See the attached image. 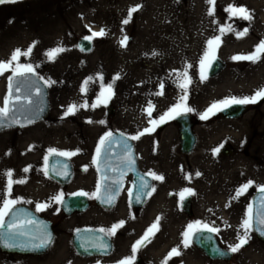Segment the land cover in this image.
Returning <instances> with one entry per match:
<instances>
[{
  "label": "rangeland",
  "instance_id": "1",
  "mask_svg": "<svg viewBox=\"0 0 264 264\" xmlns=\"http://www.w3.org/2000/svg\"><path fill=\"white\" fill-rule=\"evenodd\" d=\"M230 5L248 9L252 20L235 16L230 19L225 11ZM137 6L130 22L123 24L128 10ZM208 8L206 0H23L0 5V61H7L16 49L23 52L32 46L30 28L38 22L36 20L40 21L43 31L40 52L32 49L30 56L19 58V63L33 66V72L48 90L50 103V115L44 122L0 134V208H3L4 200H15L18 201L15 205L32 207L48 202L50 205L44 212L59 223L57 230L62 241V237H68L78 227L92 225L94 209L91 207L84 215L68 219L55 216L60 203L53 197L60 194L63 197L70 189H58L46 179L45 157L49 149H55L56 153H75L68 158L79 167L92 161L93 151L106 133L118 131L129 137L154 127L150 133L133 140L135 146L149 160L159 157L165 170L192 172L190 177L196 181L192 197L197 200V206L203 208L207 221L220 229L222 245L226 249L236 244L237 233L243 231L241 224L251 205L252 194L264 186V102L246 104L248 109L239 120L219 119L215 109V114L209 113L206 119L202 120L200 114L218 101L233 96L251 97L264 88V77L254 80L251 91L242 84L243 79L254 78L258 73L264 75V55L254 67L251 61L232 59L251 54L264 40V0H215L211 17L207 15ZM225 25H231L234 31L226 30L219 47L215 48V57H219L226 67L216 77L207 76L201 82L200 60L206 42L220 35L218 29ZM245 28L247 34L237 38L236 33ZM100 29L107 35L93 38L92 50L82 52L77 47V40ZM21 35L25 37L22 39ZM125 36L128 37L126 46L121 47L120 41ZM237 42L240 46H236ZM142 43L144 48H140ZM57 47L65 51L53 61L47 60L45 54ZM153 51L158 55L153 56ZM129 58L133 66L127 71L125 61ZM210 59L211 54L205 60V71ZM185 71L192 83L187 88L186 100H181L183 90L179 84L186 81L180 74ZM10 74L11 69L0 75V108L8 93ZM117 74L120 78L113 84L111 98L93 108L91 105L97 103L101 94V85L106 88ZM48 81L55 83L49 85ZM85 81L88 83L82 92ZM161 84L164 85L162 90ZM157 92L162 94L155 95ZM75 94L80 105L87 107L74 112L82 118L76 132L79 138L72 136L67 140L65 131L55 130L53 126H56L55 116L64 115L68 108L66 102ZM108 96L105 91L104 97ZM148 101L155 106L151 116L145 111ZM177 103L181 106L176 112L160 121L159 117ZM185 105L193 111H184ZM109 110L113 111L111 116ZM180 114L191 115L195 122L193 130L197 145L188 156L179 151L178 127L172 118ZM150 120H156L158 124L152 126ZM35 140L39 143L44 140L46 145L37 159L22 151ZM221 145L232 148L228 157L221 154ZM218 147L219 152L213 156V149ZM9 149L16 152L11 159V155L6 154ZM9 171L13 181L25 182L12 183L9 189L6 175ZM248 181L253 182L252 186L233 199L236 189ZM155 194L156 189L149 202ZM250 237L247 247L233 253L230 264H237L243 258L255 261L257 257L262 258L264 264V245L255 239L252 230Z\"/></svg>",
  "mask_w": 264,
  "mask_h": 264
},
{
  "label": "flooded vegetation",
  "instance_id": "2",
  "mask_svg": "<svg viewBox=\"0 0 264 264\" xmlns=\"http://www.w3.org/2000/svg\"><path fill=\"white\" fill-rule=\"evenodd\" d=\"M96 149L93 151V157L97 154ZM134 151L138 169L142 175L134 176L132 173L124 175L119 194L109 208L95 203L99 192L97 184L100 185V176L98 167L93 164V159L91 162H85L79 167L75 166L76 163L72 161L74 174L70 183L65 187L53 182L58 189L64 191L70 189V193L83 192L88 194L86 196L89 197L90 208L93 207L94 209L92 225H82L77 229H91L95 232L93 254H87L84 249L80 253L75 251L71 235L66 238L62 237L61 241L57 230L59 223L46 216L44 211L47 207L38 211L36 206L27 205L38 215L52 223L53 239L45 251L33 252L32 254H22L12 250L6 251L2 249L0 244V264H120V261L132 255V246L156 222L157 217H160L158 230L154 229V235L150 234V242H146L145 246L139 248L132 264H162V261L173 248H178L181 254H174L168 259L167 264H230V261H217L208 258L196 248L193 242L189 247H183L182 234L189 224H195L196 221L210 224L204 217L203 208L197 206V200H194L192 195L185 193V198L181 201L179 194L184 189L195 191V178L190 177L193 173L190 171L165 170V165L162 166L163 162L159 157L156 158L157 160L155 158L149 160L142 155V151H139L136 146ZM116 153L118 154L116 160L119 161L111 167L115 174H118L124 170L127 171L126 160L128 158L124 151H116ZM150 172L163 176V180L152 179L148 175ZM144 176L151 178L152 187L157 190L152 202H149V200L153 192L146 201L137 202L136 200V193L140 190L139 186L142 183H147ZM115 178L113 177L110 180L111 189L115 188L116 184L113 183ZM41 204L50 205L48 202ZM84 214L85 212L65 216L59 205L55 216L68 219L72 216H82ZM120 221H124L123 226L118 228L114 235L107 234V230ZM100 229L105 231H100ZM214 236L222 245L219 232L215 233ZM255 239L264 245V242L256 237ZM247 244L244 247H247ZM254 259L255 261L243 258L237 264H262V258L257 257Z\"/></svg>",
  "mask_w": 264,
  "mask_h": 264
},
{
  "label": "water",
  "instance_id": "3",
  "mask_svg": "<svg viewBox=\"0 0 264 264\" xmlns=\"http://www.w3.org/2000/svg\"><path fill=\"white\" fill-rule=\"evenodd\" d=\"M22 1V0H17ZM77 47L84 53H88L92 50V43L80 38L77 40ZM83 49V50H82ZM226 65L220 58H215L210 61V66L207 68V76L210 78L216 77L225 69ZM12 74L9 76L11 77ZM19 88L17 92L16 89ZM8 93H9V80H8ZM19 97V99H17ZM263 100V99H262ZM11 101L16 105L15 109L11 111L4 119L5 127L0 128V133L11 129H23L31 126L35 123L44 121L50 114V103L48 98V90L44 83L32 73L24 72L23 75H16L13 77ZM246 106L232 104L225 107L223 111H219V117L222 119H239L246 112ZM109 115L113 114L112 110H109ZM178 126L179 134V149L184 155H189L193 152L196 144V136L192 127L194 122L189 115H179L174 119ZM111 137L104 136V143L100 144L101 152L97 154V167L100 172V191L97 196L96 203L101 204L104 207L109 208L112 204L102 202L107 195V190L110 188L109 178L114 176V172L111 169V165L119 160H116V151H124L123 143L126 142L131 147V159L134 161L133 167L130 171L135 176H139L140 172L137 167L136 157L134 154V147L131 140H127L126 136L119 132H111ZM230 147L225 146L222 150V154L227 156L230 154ZM127 158H129L127 156ZM65 171L67 175H65ZM46 173L48 177L56 180L62 185L67 184L72 176V165L70 160L65 156L51 153L47 156ZM129 171L121 173L116 176L119 179V184L115 185V188L120 189L123 176L128 174ZM147 184L151 188V179L147 178ZM114 188V189H115ZM113 189V190H114ZM144 191H148L145 189ZM72 194L67 196L62 202V210L65 215L69 216L74 212H84L88 208V199L84 195ZM118 195L115 196V199ZM148 196H141L140 201L146 200ZM114 199V201H115ZM189 202V200H187ZM252 216H253V231L256 237L264 242V235H261L257 230L258 225L256 220L258 214L264 215V193L259 190L254 193L251 199ZM15 219L16 230H23L25 235L16 238L17 242L23 245L20 248L7 249L2 246L3 241L0 240V244L3 250H12L21 253L29 252H43L46 248L40 250H31L33 244L40 242V237L45 233L50 234L51 241L54 236L52 225L46 219L38 216L31 209L25 206H15L9 213L7 219L4 221V227L0 228V232H7L8 225ZM35 237V239H32ZM94 237L95 232L93 230L80 229L72 235V245L78 253L83 249L87 254L91 255L94 252ZM51 243V242H50ZM194 245L208 258L213 260H225L228 261L232 258V253L223 249L218 243L213 234L204 232L200 235L199 239L193 240ZM50 245V244H49ZM5 248V249H4ZM13 248V247H9ZM213 248H218L225 252V255H218L213 251ZM28 249V250H25Z\"/></svg>",
  "mask_w": 264,
  "mask_h": 264
},
{
  "label": "snow or ice",
  "instance_id": "4",
  "mask_svg": "<svg viewBox=\"0 0 264 264\" xmlns=\"http://www.w3.org/2000/svg\"><path fill=\"white\" fill-rule=\"evenodd\" d=\"M17 0H0V5L2 4H6V3H16ZM206 3L209 5V8L207 9V15L208 16H213L214 15V5H215V0H206ZM138 7H134V8H130L128 10V17L125 18L122 23L123 24H128L130 22V19L132 17V14L134 12H136L138 10ZM225 11L229 14V18L231 19L233 16L239 18V19H243V20H247V21H251L252 20V13L246 9L243 6H239V7H235L230 5L228 8L225 9ZM213 23H215V21H213ZM227 31H234L231 27V25H225L224 27H220L218 29L220 35L213 37L212 39H209L206 42V49L204 52V56L201 58L200 60V80L201 82H203L206 78H207V74L205 71V60L210 56L211 54V59H215V48H218L221 42V37L225 34V32ZM89 31H91V29H89ZM123 31V29H122ZM248 29L245 28L243 32H239L236 33L237 38H240L244 35L247 34ZM107 35L106 31L104 29H100V31L96 32V31H92L90 36H85L83 39L91 42L93 40V38L96 37H103ZM128 40V37L125 36L121 39L120 41V46L124 47L126 46V42ZM215 46V47H213ZM32 48L33 46H29V48L26 51H21L20 49H16L12 52L10 58L7 61H0V75H3V73L5 71H8L11 69L12 71V76L9 77V93L7 95H5L4 97V106L2 108H0V128L5 127V122L4 119L6 117H8L9 113L11 111H13L16 107V105L14 103H12L11 101V91H12V83H13V77H15L16 75H23L24 72H29L32 73L33 75H35V73L33 72V66L31 64H26V65H21L19 63V58L23 55L24 57H28L31 55L32 53ZM83 50V49H82ZM63 51H65L64 48L62 47H57L54 48L52 50H50L49 52H47L45 54L47 60L49 61H53L60 53H62ZM153 56L158 55L157 52L153 51L152 53ZM264 55V40H261L260 43L256 46L255 50L248 55H241V56H234L232 57L233 60H248L251 61L252 63L257 62L261 56ZM13 65H15V67H13ZM209 66H210V62H209ZM22 69V71H21ZM180 76H182L183 81L185 82H181L179 84V87L183 90V95L181 96V100H186L187 98V88L188 86L192 83V80L188 77L187 72L185 71L184 73L180 74ZM119 74H117L114 78H113V82L109 83L106 88L104 85H101L102 87V91L100 96L97 97V103L92 104L91 106L93 108L97 107L99 103L102 102H106V99H110L111 98V90L113 88V84L115 83V80H118ZM91 79V77L89 78ZM49 85H51L52 83H55L54 81H48L47 82ZM88 81L84 82V85H82L81 87V91H85L86 90V85H87ZM164 85L161 84L160 88L161 90L163 89ZM16 91H19V88L16 89ZM107 91L109 93V96L107 98L104 97V92ZM155 95H161L162 92H157L154 93ZM19 99V97L17 98ZM258 99H264V88L259 89L255 92V94L251 97L245 96V97H230V98H226L224 100L218 101L214 104H212L204 113L200 114V118L206 119L209 115V113L215 114V112L213 111L214 109L217 111H223L225 107L231 106L232 104H237V105H245V104H255L257 103ZM181 105L180 103H177V105H175L173 108H170L168 110V112H165L163 115H161L159 117L160 121H164L166 118L169 117L170 113H175L176 109L179 108ZM223 106V107H222ZM79 107H87V105H80ZM155 106L153 105V103L151 101H148V107L147 109H145V111L148 113L149 116H151V109H153ZM78 110V106L77 105H69L68 108L66 109L64 115H70V114H74L75 111ZM184 111L186 112H192L193 109L190 107H187L186 105L184 106ZM178 114V113H177ZM172 118H175L174 116ZM91 122V121H90ZM100 123H103V121H101ZM150 125L155 126L158 124V121L156 120H150L149 121ZM154 130V127H150V128H146L144 129L142 132H139L136 135L133 136H129L126 139L127 140H137L139 139L141 136L145 135L146 133H150L151 131ZM108 137H111V133H106L105 134ZM101 143H104V138H101ZM222 147V145H221ZM123 148H124V152L125 155H127L129 158L126 160V164L128 167H133L134 165V161L133 159H131V147L124 142L123 143ZM220 148H216L213 149V156H215L218 152H219ZM97 154H99L101 152L100 147L98 146L97 149ZM49 153H56L55 149H49ZM57 155H61V156H66V157H70L72 155H74L75 153H66V152H59L56 153ZM45 159L47 160V157H45ZM97 158L93 157V164H97ZM99 170V169H98ZM25 172L28 171L27 168L24 169ZM47 175V173H45ZM6 175L9 177L8 180V188H11L12 183H24V180H16L13 181L11 179L12 177V173L11 171L7 172ZM65 175H67V172L65 171ZM123 173H121V177H122ZM148 175H150L152 177V179L154 180H159L162 181L163 180V176L161 175H157L155 173H148ZM197 176L200 175V173H196ZM119 179H116L113 181L114 184L118 185L119 184ZM252 181H248L246 184L242 185L241 187H239L238 189H236V194L233 197V199H237L239 198V196H241L244 192L247 191V189L249 187L252 186ZM97 189H100V185L99 183L97 184ZM139 191L136 193V200L137 202H140V198L141 196H150L152 194V192L155 191V188L152 187L150 188L149 185L145 182L142 183L139 186ZM144 189H148V191H144ZM107 190V195L106 198L102 201L104 203H108V204H112L114 202L115 196L118 195L119 193V188L116 187L114 190L113 189H106ZM260 192L264 193V186H261L258 189ZM185 193H188L189 195L194 194L192 192L191 189H184L179 195L181 198V201L184 200L185 198ZM77 195H88L87 193H78ZM95 195V194H93ZM131 195V192H130ZM53 200L57 203H62V194L57 195L55 197H53ZM18 203V201L15 200H4V206L3 208H0V228L4 227V218L5 216L8 215L9 211L11 210V206ZM37 210H42L43 208L48 207L47 204H37L36 205ZM160 217H157L156 222H154L149 229H147L144 233V235L141 237L140 240H137L136 243L132 246V255L130 257H127L125 260L120 261V264H132V262L135 260V255L137 253V251L139 250L140 247L145 246L146 242H150V234L154 235L153 230L156 229L158 230V223H159ZM258 227V231L260 232L261 235H264V215H260L258 214V218L256 220ZM124 224V221H120L117 224H114L112 226L111 229L107 230V234H112L114 235L116 230L120 227H122ZM241 228L243 229L242 232H238L236 239H237V243L234 245L229 246L228 251H230L231 253H236L238 252L243 246H245L250 237V231L253 229V216H252V205H249L248 208V213L246 214L245 219L242 221L241 224ZM100 231H105L104 229H100ZM220 231L219 228L214 227L208 223H204L201 221H196L195 224H189L187 226V229L184 231V233L182 234L183 236V240H182V244L184 248H187L190 246V244L193 242L194 239H199L200 235L204 232L210 233V234H215L218 233ZM25 233L23 230H16V222L15 219L13 220V222L11 224L8 225V230L7 232H0V240L3 241L2 246L5 248H9V247H13V248H20L23 247L22 244H20L19 242H17L16 238L19 236H24ZM32 239H35V237H33ZM51 242V236L50 234L45 233L44 235H42L40 237V242L33 244L32 249L31 250H40L42 248H46L49 246ZM28 250V249H25ZM213 251L218 254V255H225L226 253L221 251L218 248H213ZM180 255V250L178 248H173L168 255L165 257L164 261H162V264H167L168 259H170L173 255Z\"/></svg>",
  "mask_w": 264,
  "mask_h": 264
},
{
  "label": "bare ground",
  "instance_id": "5",
  "mask_svg": "<svg viewBox=\"0 0 264 264\" xmlns=\"http://www.w3.org/2000/svg\"><path fill=\"white\" fill-rule=\"evenodd\" d=\"M36 21H38V22H36V24L33 27L30 28V31H32V33H30V34H32L30 36V39L33 41L31 43V45L33 46L32 49H35L37 52H40V48L42 46V41H43V31H41V29H40V21L39 20H36ZM20 37L23 39L25 37V35H21ZM143 44L144 43H142L140 45V48H144L145 47ZM236 46H240V43L237 42ZM232 53H233V51H232ZM176 55H177V53L175 52L174 53V56L176 57ZM154 58H157V57H154ZM256 64L257 63H253V66L252 67L256 66ZM132 66H133L132 60H130V58L129 59H126V61H125V69L127 71H129V69ZM255 77L254 78H248V79L246 78V79H243V83H242L243 84V88H245V89H247L249 91L253 90V88H254L253 84L255 82L254 80H258L261 77H264V75L258 73L257 75H255ZM81 95H82V93L79 96L81 97ZM70 99H71V101H67L66 102V104H65L66 106H69V105H77L78 108H80L79 107V105H80L79 100L77 101V94H75L73 97H70ZM55 118H56L55 119V125L56 126L51 125L53 127H56L55 130H61V129H63L65 131L64 136H65V138L67 140H70L68 138H71L72 136H75V137L79 138V136L77 135L76 132H77L78 125H81L82 124V121H81L82 118H80L75 113L74 114L67 115V116L63 115L61 117L55 116ZM33 143L34 144L29 145L30 147L29 146L23 147L22 148V151L25 154H28L29 156L30 155L31 156H34L35 159H37L40 156V154L42 153V149H43L42 147H44L46 145L43 144L44 143V140H42L41 143H39V141L35 140V141H33ZM68 144L69 145H73V146L77 145V144H71V143H68ZM7 153H8V155L9 154L11 155V157H9L10 159L13 156H16L15 155L16 152L12 151V149H9L8 152H6V154ZM19 156L20 155H18V157ZM14 159H16V157H14ZM239 177H240V175H237V178H239ZM1 203H2V200H1V195H0V204ZM233 207L234 208H237V206H235V205H233Z\"/></svg>",
  "mask_w": 264,
  "mask_h": 264
}]
</instances>
